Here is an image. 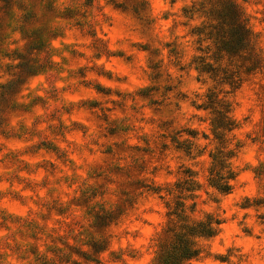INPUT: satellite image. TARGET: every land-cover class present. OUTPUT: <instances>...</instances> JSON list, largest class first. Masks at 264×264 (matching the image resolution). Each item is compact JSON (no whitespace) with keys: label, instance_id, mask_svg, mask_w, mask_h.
I'll use <instances>...</instances> for the list:
<instances>
[{"label":"clouds","instance_id":"obj_1","mask_svg":"<svg viewBox=\"0 0 264 264\" xmlns=\"http://www.w3.org/2000/svg\"><path fill=\"white\" fill-rule=\"evenodd\" d=\"M0 264H264V0H0Z\"/></svg>","mask_w":264,"mask_h":264}]
</instances>
